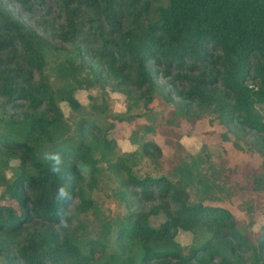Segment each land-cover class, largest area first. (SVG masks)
Listing matches in <instances>:
<instances>
[{
    "label": "trees",
    "instance_id": "trees-1",
    "mask_svg": "<svg viewBox=\"0 0 264 264\" xmlns=\"http://www.w3.org/2000/svg\"><path fill=\"white\" fill-rule=\"evenodd\" d=\"M108 87L124 112L94 98L87 109L75 94ZM155 97L188 121L209 116L223 140L232 133L236 148L264 158V0H0V187L18 204H0V264H264V224L251 230L205 204L264 193L263 170L231 192L201 156L169 176L140 174L161 148L142 140L121 151L110 137ZM101 176L123 216L99 215Z\"/></svg>",
    "mask_w": 264,
    "mask_h": 264
},
{
    "label": "rangeland",
    "instance_id": "rangeland-1",
    "mask_svg": "<svg viewBox=\"0 0 264 264\" xmlns=\"http://www.w3.org/2000/svg\"><path fill=\"white\" fill-rule=\"evenodd\" d=\"M52 6L53 9L56 8ZM12 7L15 8L14 4ZM37 19L38 17H34L29 23L35 26L33 22ZM75 94L87 109H90L94 98L97 105L103 102L112 112L126 110L124 96L109 87L106 88L105 94L99 88L78 89ZM60 107L67 118L79 115L65 102H60ZM173 108L160 97H155L145 116L132 122H114L110 137L117 142L119 150L126 152L138 150L142 140L153 141L161 148L163 154L157 161L143 158L135 167L140 174L169 176L176 163L183 159H191L192 156H201L205 159L204 166L210 170V174L216 172L214 181L221 187L230 189L228 186L233 185L235 181L240 185L248 184V180L256 172L264 171V158L258 153L236 148L232 143L234 140L232 133L229 134L231 141L222 139V134L227 131L226 127L215 120L210 122L209 116L197 121H188L177 115ZM10 175L11 171L8 170L7 176ZM114 186L113 182L108 184L104 176L97 178L93 186V198L97 202L101 217L118 218L127 211L124 200L115 193ZM211 189L216 191L213 186ZM232 190L231 188L230 192ZM223 197L225 198L221 201L206 200L205 204L227 208L242 226L251 225V230L259 231L260 226L264 224V193L245 189ZM0 204L12 205L18 209L15 200L3 197V187H0ZM163 220L162 215L151 217L150 224L158 226ZM251 222L253 224H250ZM190 237V234L182 231L177 234L181 244L188 243Z\"/></svg>",
    "mask_w": 264,
    "mask_h": 264
},
{
    "label": "clouds",
    "instance_id": "clouds-1",
    "mask_svg": "<svg viewBox=\"0 0 264 264\" xmlns=\"http://www.w3.org/2000/svg\"><path fill=\"white\" fill-rule=\"evenodd\" d=\"M59 195H60L61 197H65V196H67V193H66V191H65L64 188H60V189H59Z\"/></svg>",
    "mask_w": 264,
    "mask_h": 264
}]
</instances>
